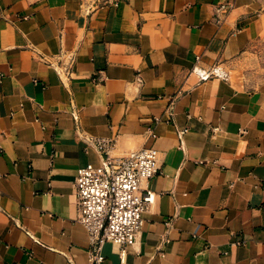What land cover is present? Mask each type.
I'll use <instances>...</instances> for the list:
<instances>
[{
	"label": "crops",
	"instance_id": "1",
	"mask_svg": "<svg viewBox=\"0 0 264 264\" xmlns=\"http://www.w3.org/2000/svg\"><path fill=\"white\" fill-rule=\"evenodd\" d=\"M259 38L264 0H0V264L86 263L97 136L158 150L142 228L102 264H264V92L230 76Z\"/></svg>",
	"mask_w": 264,
	"mask_h": 264
},
{
	"label": "built area",
	"instance_id": "2",
	"mask_svg": "<svg viewBox=\"0 0 264 264\" xmlns=\"http://www.w3.org/2000/svg\"><path fill=\"white\" fill-rule=\"evenodd\" d=\"M232 6L230 2L219 4L216 21H220L219 14L228 13ZM193 71L200 79L208 76L198 67ZM184 131L186 127L180 134ZM151 136L155 135L151 133ZM86 141L100 153L101 161L79 167L74 183L76 219L88 233L85 264H102V247L106 241L120 245V258L124 261L125 247L135 242L144 222L143 213L152 201V192L143 189L141 184L157 172L158 150L141 147L114 157L111 155L113 137H87Z\"/></svg>",
	"mask_w": 264,
	"mask_h": 264
},
{
	"label": "rangeland",
	"instance_id": "3",
	"mask_svg": "<svg viewBox=\"0 0 264 264\" xmlns=\"http://www.w3.org/2000/svg\"><path fill=\"white\" fill-rule=\"evenodd\" d=\"M233 82L264 92V38L252 41L230 68Z\"/></svg>",
	"mask_w": 264,
	"mask_h": 264
}]
</instances>
